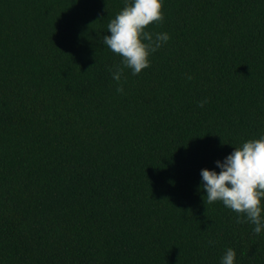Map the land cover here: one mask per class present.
<instances>
[{"label":"trees","instance_id":"1","mask_svg":"<svg viewBox=\"0 0 264 264\" xmlns=\"http://www.w3.org/2000/svg\"><path fill=\"white\" fill-rule=\"evenodd\" d=\"M122 7L0 0V264H220L228 247L264 264V230L198 188L264 133V0H163L148 28L169 40L117 93L102 36Z\"/></svg>","mask_w":264,"mask_h":264},{"label":"clouds","instance_id":"2","mask_svg":"<svg viewBox=\"0 0 264 264\" xmlns=\"http://www.w3.org/2000/svg\"><path fill=\"white\" fill-rule=\"evenodd\" d=\"M162 3L163 0H123V7L108 20L102 43L119 56V64L109 69L117 82V93L124 91L120 83L123 70L127 68L133 76L139 74L150 65V55L169 40L167 32L148 28L163 20ZM205 103L207 98L198 101V106ZM214 164V169L199 171L198 188L205 193L207 202L219 201L236 213L237 223L247 222L254 234H260L264 230V133L243 140ZM234 259L235 251L228 247L220 264H234Z\"/></svg>","mask_w":264,"mask_h":264}]
</instances>
